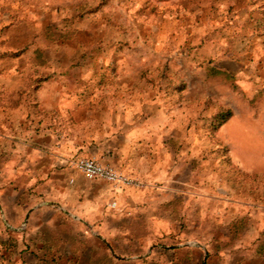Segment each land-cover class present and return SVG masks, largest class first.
Here are the masks:
<instances>
[{
	"label": "rangeland",
	"instance_id": "obj_1",
	"mask_svg": "<svg viewBox=\"0 0 264 264\" xmlns=\"http://www.w3.org/2000/svg\"><path fill=\"white\" fill-rule=\"evenodd\" d=\"M106 123L149 126L165 144L137 161L176 173L174 218L112 238L113 264H264V0H0V264L31 261L28 133ZM67 227L37 264L108 258Z\"/></svg>",
	"mask_w": 264,
	"mask_h": 264
},
{
	"label": "crops",
	"instance_id": "obj_2",
	"mask_svg": "<svg viewBox=\"0 0 264 264\" xmlns=\"http://www.w3.org/2000/svg\"><path fill=\"white\" fill-rule=\"evenodd\" d=\"M126 127L116 125L111 129L106 123L99 133L60 139L51 133H28V264L44 262L49 252L44 246L45 235L57 232L62 225L76 232L78 241L95 231L103 238L112 264V238L146 241L158 233L162 222L174 218L165 208H169L171 199H177L176 193L172 194L175 171L161 167L150 157L139 161L136 158L142 146L153 151L165 142L152 136L147 125L143 126L145 134L141 139L136 129ZM77 156H93L114 164L139 184H114L86 177L67 162ZM16 192L19 194L21 189ZM111 201L115 206L109 205ZM12 206L22 207L17 202ZM59 253L60 250L56 252Z\"/></svg>",
	"mask_w": 264,
	"mask_h": 264
},
{
	"label": "built area",
	"instance_id": "obj_3",
	"mask_svg": "<svg viewBox=\"0 0 264 264\" xmlns=\"http://www.w3.org/2000/svg\"><path fill=\"white\" fill-rule=\"evenodd\" d=\"M71 166L79 169L86 177L102 178L114 184L135 185L137 181L114 164L102 162L93 156H77L67 161ZM115 206V201L109 203Z\"/></svg>",
	"mask_w": 264,
	"mask_h": 264
},
{
	"label": "trees",
	"instance_id": "obj_4",
	"mask_svg": "<svg viewBox=\"0 0 264 264\" xmlns=\"http://www.w3.org/2000/svg\"><path fill=\"white\" fill-rule=\"evenodd\" d=\"M208 72H210V74H212V75H213V74H219V73H220V74H222V75H224V76H226V77H229V76H230L228 72H226V71H220L219 69H216V68H214V67L209 68V69H208ZM48 245H50L49 242H48V241H45V243H44L45 248H48ZM57 250H58V249H57ZM58 256H59V255H57V256H54V255H53V256L50 258V260L56 262ZM116 258H117V259H120V257H116ZM107 259H108V261H107ZM43 260L46 261V257H44ZM112 260H113V258H112ZM70 264H75V263H70ZM90 264H111V263H110V261H109V255H108V258L105 256L103 263L90 262ZM112 264H113V261H112Z\"/></svg>",
	"mask_w": 264,
	"mask_h": 264
}]
</instances>
